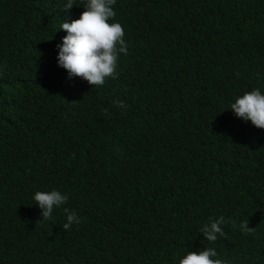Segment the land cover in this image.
I'll use <instances>...</instances> for the list:
<instances>
[{
    "label": "trees",
    "instance_id": "trees-1",
    "mask_svg": "<svg viewBox=\"0 0 264 264\" xmlns=\"http://www.w3.org/2000/svg\"><path fill=\"white\" fill-rule=\"evenodd\" d=\"M66 3L0 0V264H179L208 247L264 264V129L230 110L264 94V0H116L128 52L102 86L57 63L86 0ZM54 189L67 203L42 221L34 193ZM221 215L236 227L209 242Z\"/></svg>",
    "mask_w": 264,
    "mask_h": 264
},
{
    "label": "clouds",
    "instance_id": "clouds-1",
    "mask_svg": "<svg viewBox=\"0 0 264 264\" xmlns=\"http://www.w3.org/2000/svg\"><path fill=\"white\" fill-rule=\"evenodd\" d=\"M73 0H67L64 9L73 6ZM116 0H86L79 18L60 26L66 32L62 43L57 45V63L67 71L68 78L80 77L90 85L102 86L106 78L117 79V62L120 54L127 55L128 44L124 39V29L118 22H111L116 16L113 6ZM238 75V74H237ZM116 107L126 108L122 100L113 101ZM230 110L236 117L244 121H251L252 125L264 129V94L259 89L244 92L235 98ZM33 199L39 206L42 221L53 219L54 208L67 203L68 196L58 190L50 192L37 191ZM66 222L63 230L81 222L74 210L63 208ZM232 223L231 218L223 215L218 218H209V221L200 227V233L209 242H215L218 237H225L223 225ZM233 227H236L232 223ZM239 229L244 233H251L253 228L248 227V220L242 221ZM215 248L208 247L199 251H186L179 259V264H230L227 259L216 258Z\"/></svg>",
    "mask_w": 264,
    "mask_h": 264
}]
</instances>
